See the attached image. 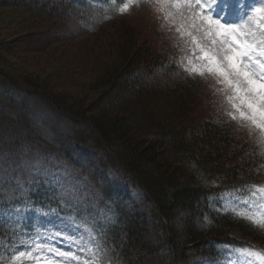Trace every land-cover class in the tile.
<instances>
[{"label":"trees","instance_id":"trees-1","mask_svg":"<svg viewBox=\"0 0 264 264\" xmlns=\"http://www.w3.org/2000/svg\"><path fill=\"white\" fill-rule=\"evenodd\" d=\"M76 1L80 5H89L90 0H0V9L22 7L23 11L35 16L60 19V14L65 13L61 10L76 14ZM98 1L108 8V22L118 18V8L126 2ZM117 34L115 49L111 55L109 53L113 56L112 61L99 66L97 74L85 83L92 88H108L102 97L106 95L113 101L88 109L71 95L57 91L45 76H27L23 71L12 68L9 65L12 53L3 47L5 40L0 37V152L6 149V155L12 156L13 160L2 155L0 158L3 157L4 162L16 161L34 146L42 144L35 138L38 132L34 134L29 130L38 131L36 123H33L38 118L37 111L29 107L32 101L39 102L49 110L40 121L47 125L51 134L56 133L57 138L65 137L58 121L62 118L68 121L71 128L68 137L73 144L69 146L67 143L63 152L73 165H82L79 170H84L85 163L97 174L111 163L124 178L142 188L144 196L155 207L162 241L173 253V264L187 247L198 250L204 246L205 254L216 255L226 245L232 252L252 251V245L227 234V227L254 234V225L236 213L222 209L214 212L212 205L215 195L222 190L234 189L244 195L252 194L260 184L255 180L264 174L260 159L254 153L246 154L248 146L233 134L224 121L225 117L217 122L209 115L195 113L198 92L193 77L187 72L183 70L182 80L174 83H160L156 75L150 73L166 66V58L175 53L172 48L166 44L161 49L156 43L151 45L150 41L138 43L131 26L117 28ZM112 47L114 45L109 50ZM141 66H145L150 75L146 82L135 76ZM98 108L101 110L94 112ZM27 116L32 119L24 121ZM185 128L189 130L188 134ZM7 171L13 180L20 174L18 182L22 187L21 191H1L0 211L9 206L13 208L20 200L21 192L42 207L56 206L62 210V196L51 186L43 185L35 174L15 172L12 167ZM97 187L104 188L101 183ZM98 198L94 199L96 206L104 205L106 212H113L112 216L121 223V233L125 234L127 243L119 252L120 256L127 257L129 248L153 249L152 243L146 242L144 222L127 210L123 198L110 187L104 188ZM72 209H76L80 217L82 207L78 201H69L68 211ZM173 209L187 212L188 217L184 219L186 236L181 241L176 238L171 222ZM9 216L7 225L0 221V255L7 233L22 229L18 219L12 213ZM195 218L206 221V234L195 227ZM106 224H109L108 234L114 235L105 241L108 244L119 238V234L113 223L106 221ZM225 252L229 255V251ZM259 253L263 254L261 250Z\"/></svg>","mask_w":264,"mask_h":264},{"label":"rangeland","instance_id":"rangeland-1","mask_svg":"<svg viewBox=\"0 0 264 264\" xmlns=\"http://www.w3.org/2000/svg\"><path fill=\"white\" fill-rule=\"evenodd\" d=\"M172 2L173 0H126L125 3L130 6L123 13L120 12L121 7L118 8L120 13L113 22H108V8L98 0H90L89 5H80L76 1L78 6L75 7L76 14L61 10L60 12L65 13L60 14V19L35 16L23 11L22 7L8 6L0 9V37L5 40L6 45L3 47L8 49L15 59L12 58L10 63L8 62L12 68L23 71L27 76L32 74L39 75L38 77L45 76L57 91L67 96L71 95L88 109L93 105H107L113 101L106 95L102 97L108 88H92L93 86L88 87L85 83L97 74L99 66L112 61L113 56H109V53L112 54L117 44L115 41L118 35L117 28L131 26L138 43L150 41L151 45L155 46L156 43L161 49L167 44V47L172 48V52L175 51L166 58L165 67H158L150 73L156 75L160 83L182 80L183 70L193 77L198 92L195 113L209 115L217 122L225 117L224 121L230 126L233 134L245 141L248 146L246 154L254 153L264 169V143L261 142V133L251 128L248 122L231 118L224 94L212 78L192 75L185 70L187 67L185 57L190 55L189 45L186 38H181L176 27L178 24L186 25L188 21L179 16H176L174 21L165 18L166 14H175L177 11L168 7ZM201 2L211 10L209 14H213V18L236 24L248 23L252 19V10L264 6L259 0H201ZM113 45L114 47L109 50ZM141 67L135 76L146 82L150 75L145 66ZM29 108L37 111L38 118L33 123H36L38 131L29 130L34 134L38 132L35 138L42 144L34 146L27 155L16 161H12V156L6 155V149L2 150L3 153L0 152L5 159L6 157L12 159L4 162V158H0V195L1 191L14 192L22 187L18 182L20 174L15 176V180L10 178V172L7 170L12 167L15 168V172L35 174L36 179H41L43 185L47 184L48 188L50 186L54 188L55 193L60 194L64 202L61 204L62 210H58L56 206L42 207L21 192L20 200L12 206L13 208L9 206L1 210L0 221L7 225L11 216L9 214L12 213L22 227L13 234L7 233L0 255L1 264H13L12 258L18 252H30L37 245L41 251L33 252V259H22L15 264H37L35 258H39V264H45V258L48 264H173V253L167 250L162 241L161 225L156 220L155 207L152 201L144 196L142 188L127 180V177L124 178L111 163L101 167L102 170L97 174L85 163L84 170H79L82 165H73L63 152L67 143L69 146L73 144L68 137V131L71 129L67 125L68 121L65 118L58 119L65 137L57 138V134H51L47 125L40 121L45 117L43 115L49 112L47 107L45 109L43 104L32 101ZM100 110L101 108H98L94 112ZM27 119L32 118L27 116L24 121ZM72 129L76 130V127ZM188 131L185 128L186 134ZM134 135L136 137L135 133ZM76 169L79 171H75ZM255 182L260 183L259 188H264V174ZM100 183L104 188L110 187L117 196L123 198L127 210L144 222L143 233L146 242L152 243L153 249L129 248L127 257L120 256L119 252L127 243L125 234L121 233L123 231L121 223L117 217L112 216L113 212L107 213L104 205L96 206L94 199L102 195L104 189L97 187ZM215 196L212 205L214 212L222 209L244 217L243 214L264 212V194L258 191L244 195L239 190H222ZM2 198L1 195L0 202ZM69 201H78L81 204L80 217L76 214V209L68 211ZM172 213L173 229L176 238L181 241L186 236L184 219L188 217L187 212L173 209ZM106 221L113 223L119 234V238L108 244L105 241L113 234H108L109 224H106ZM194 225L206 234L204 219L195 218ZM254 227L256 229L254 234L245 233L236 227H227V234L235 236L239 242L259 248L264 254V229L256 225ZM203 249L204 246L198 250L194 247L185 248L177 257L176 264H261V261L252 260L243 251H240L243 258L238 252H230L228 255L225 252L230 251L227 245L217 255L205 254ZM57 252H63L65 255L55 254Z\"/></svg>","mask_w":264,"mask_h":264},{"label":"snow or ice","instance_id":"snow-or-ice-1","mask_svg":"<svg viewBox=\"0 0 264 264\" xmlns=\"http://www.w3.org/2000/svg\"><path fill=\"white\" fill-rule=\"evenodd\" d=\"M259 3L264 5V0ZM129 6L123 4L120 12ZM168 7L177 11L166 14V19L174 21L179 16L188 21L186 25L176 27L189 45L185 70L192 75L212 78L224 94L231 118L248 122L251 128L261 133V142L264 143V6L253 9L252 19L246 24L213 18V14H209L211 10L201 0H173ZM256 191L264 194V188ZM243 215L264 229V212ZM39 251L41 248L37 245L30 252H18L12 258L13 264L22 259H33V252ZM245 251L252 260L264 264V254ZM55 254L65 255L63 252ZM35 259L39 264V258ZM45 264H48L46 258Z\"/></svg>","mask_w":264,"mask_h":264}]
</instances>
